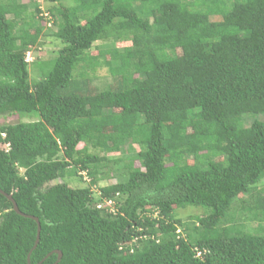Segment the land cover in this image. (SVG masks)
I'll return each mask as SVG.
<instances>
[{"label":"trees","instance_id":"1","mask_svg":"<svg viewBox=\"0 0 264 264\" xmlns=\"http://www.w3.org/2000/svg\"><path fill=\"white\" fill-rule=\"evenodd\" d=\"M46 1L29 63L40 3L0 0V116L36 115L0 125V190L40 224L0 193V264H264V0Z\"/></svg>","mask_w":264,"mask_h":264},{"label":"rangeland","instance_id":"2","mask_svg":"<svg viewBox=\"0 0 264 264\" xmlns=\"http://www.w3.org/2000/svg\"><path fill=\"white\" fill-rule=\"evenodd\" d=\"M23 1H27V0H23ZM71 1L70 0H63V3L64 4H69ZM50 3L47 2L46 0H44V2L42 3V7L41 10L42 12L43 11H49V7H50ZM45 18L44 14H43V19ZM46 20V19H45ZM44 20V21H45ZM47 22V20H46ZM46 24V23H45ZM44 26L42 25L41 28H40V31H39V40L37 41V45L34 46V47H31L28 54H27V58L29 59V63H31L32 61H35V60H45L47 58H50L53 56V54L56 52V50L58 49L59 47V41L58 39L54 38L51 33L53 32V25L51 24L50 26H47L45 25ZM130 43L129 42H118L117 45L118 46H123V45H129ZM96 74L102 78L100 81H96L99 83V85L102 84L103 80H109V75L106 71V68L104 66H101L98 68V70L96 71ZM29 77H30V80H33V79H36L39 76V74H37V70L35 69V67L30 64L29 65ZM95 83V81H94ZM96 84V83H95ZM32 119H36V115H27L25 114L22 118L21 117H18L16 115L14 116H0V125L2 124H13L15 122H18V121H30ZM188 162H192V160H188ZM138 162L136 161L135 162V165L138 166ZM117 174V177H114V176H110L109 179H102L103 181H100L98 182L97 187H99L100 185H107L109 183H114L116 181H118L119 179H121V173L119 170H117L116 172ZM68 181V183H72L73 186L74 185H79V184H83L81 183L82 181H80V179H78L77 177H72V178H67L66 179ZM57 182H60L61 180H56ZM52 183V182H51ZM264 185V179H262V182L260 184V186H263ZM244 198H247V196H245ZM176 215L182 219H185V220H192L194 219L199 212H201L200 209L198 208H195V207H187L186 209H178L176 210Z\"/></svg>","mask_w":264,"mask_h":264},{"label":"water","instance_id":"3","mask_svg":"<svg viewBox=\"0 0 264 264\" xmlns=\"http://www.w3.org/2000/svg\"><path fill=\"white\" fill-rule=\"evenodd\" d=\"M0 193H2L3 195H5L6 198L9 199V200L12 202L13 209H14L15 212H17L18 214H20V215H22V216H24V217H29V218H32V219L35 220L36 225H37V229H36V236H35L34 244H33V247H32V248H34V247L36 246V244L38 243V239H39L40 224H39L38 218L35 217V216H31V215H28V214H24V213H22V212L18 209L17 204H16V202L14 201V199H13V197H12L11 194H5L2 190H0ZM55 252L57 253L58 256H57V260L55 261L54 264H56L57 261H58V260L60 259V257H61V251H60V250H55ZM27 262L29 263V254H28V256H27Z\"/></svg>","mask_w":264,"mask_h":264},{"label":"built area","instance_id":"4","mask_svg":"<svg viewBox=\"0 0 264 264\" xmlns=\"http://www.w3.org/2000/svg\"><path fill=\"white\" fill-rule=\"evenodd\" d=\"M36 2L40 3V7H42V3L44 2V0H35ZM41 14H44L45 16V19L47 20L46 22V25L47 26H50L52 24V20H51V17L49 16V12L48 11H43ZM85 175V173H83ZM84 178L86 180H88V178L86 177V175L84 176ZM103 202V203H102ZM102 202H98L96 204L97 207H102V206H106L109 208L110 211H112L114 208V204H115V201L113 199H110V198H107V199H104L102 200Z\"/></svg>","mask_w":264,"mask_h":264},{"label":"clouds","instance_id":"5","mask_svg":"<svg viewBox=\"0 0 264 264\" xmlns=\"http://www.w3.org/2000/svg\"><path fill=\"white\" fill-rule=\"evenodd\" d=\"M83 173H85V171L81 172V174L83 175V180L86 181V182H90V179H89V177L87 176V174L85 173V175H86V177L88 178V180H86V179L84 178L85 175H84ZM90 189L95 193L96 196H100V191H99V188L97 187V185H93ZM104 199H107V198H102L100 202H102V200H104ZM110 199H112V198L110 197ZM97 203H98V202H97ZM97 203H96V204H97ZM102 203H103V202H102ZM96 204H95V206H96ZM114 205H115V204H114ZM96 207H97V206H96ZM97 208H100V207H97Z\"/></svg>","mask_w":264,"mask_h":264}]
</instances>
